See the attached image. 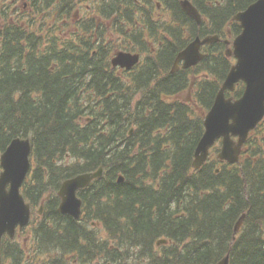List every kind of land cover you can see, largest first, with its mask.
Returning a JSON list of instances; mask_svg holds the SVG:
<instances>
[{"label":"trees","instance_id":"16d2710c","mask_svg":"<svg viewBox=\"0 0 264 264\" xmlns=\"http://www.w3.org/2000/svg\"><path fill=\"white\" fill-rule=\"evenodd\" d=\"M159 1L164 12L155 0H145L144 10L112 0L96 11L115 16L118 35H128L123 14H141L130 38L145 61L132 73L111 68L103 20L90 29L75 25L79 31L57 28L61 12L70 19L73 0H41L46 19L0 31V151L14 138L32 139L34 170L23 194L34 210L45 205L18 239L4 241L3 264H217L227 254L230 264H264V122L239 165L218 161L214 147L194 170L205 114L233 60L224 43L214 44L197 67L170 73L195 37L238 36L233 17L257 0H191L201 27L182 0ZM191 88L193 101L180 100ZM243 91L241 84L234 96ZM100 167L103 177L79 193L83 217L59 213L62 183ZM161 239L169 243L158 247Z\"/></svg>","mask_w":264,"mask_h":264},{"label":"water","instance_id":"95a60500","mask_svg":"<svg viewBox=\"0 0 264 264\" xmlns=\"http://www.w3.org/2000/svg\"><path fill=\"white\" fill-rule=\"evenodd\" d=\"M182 8L201 24V14L190 1H183ZM234 21L241 24L243 31L233 42L234 50H229L228 56H235L238 61L231 69L214 106L206 116V132L195 155L196 169H200L206 163L210 149L221 138L223 147L218 158L230 164H238L250 132L264 119V0H258L247 10L236 15ZM218 40V37H207L203 40L197 38L180 53L173 72L179 70V63L182 61L184 69L199 64L204 59L200 52L201 47ZM138 60V56L119 53L113 64L131 69ZM241 81L246 84L243 97L236 101L227 98L226 91H234L236 84ZM234 137L238 140H234ZM31 153L30 139H15L1 157L3 172L0 175V264L3 262V238L9 236L14 239L17 228L23 230L31 221V205L21 194V187L31 170ZM102 174L103 169H100L64 182L59 192L61 198L59 212L80 219L83 202L78 198L77 192L101 178ZM123 181V177H120L119 183ZM42 213L41 209L39 214ZM244 218L245 216L239 221L236 233L240 230ZM166 243L161 241L158 244ZM218 264H229V256Z\"/></svg>","mask_w":264,"mask_h":264},{"label":"flooded vegetation","instance_id":"af4514ba","mask_svg":"<svg viewBox=\"0 0 264 264\" xmlns=\"http://www.w3.org/2000/svg\"><path fill=\"white\" fill-rule=\"evenodd\" d=\"M80 4H82V2ZM0 5H3L5 8L11 9V11L15 13V12L27 11V9L29 8L31 4L27 2V0H0ZM1 21H2V18L0 16V26H2Z\"/></svg>","mask_w":264,"mask_h":264},{"label":"rangeland","instance_id":"374dc122","mask_svg":"<svg viewBox=\"0 0 264 264\" xmlns=\"http://www.w3.org/2000/svg\"><path fill=\"white\" fill-rule=\"evenodd\" d=\"M83 4L92 5L91 1H86V2H84ZM185 94H186V93H185ZM185 94H183L182 98H189V97H186Z\"/></svg>","mask_w":264,"mask_h":264}]
</instances>
